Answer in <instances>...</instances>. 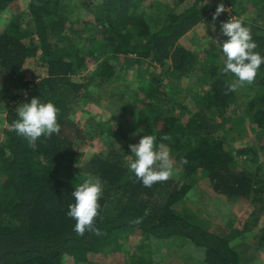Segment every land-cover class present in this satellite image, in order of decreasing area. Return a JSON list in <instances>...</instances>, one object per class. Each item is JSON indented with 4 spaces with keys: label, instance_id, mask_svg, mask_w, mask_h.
Wrapping results in <instances>:
<instances>
[{
    "label": "trees",
    "instance_id": "obj_1",
    "mask_svg": "<svg viewBox=\"0 0 264 264\" xmlns=\"http://www.w3.org/2000/svg\"><path fill=\"white\" fill-rule=\"evenodd\" d=\"M19 1L0 0V14ZM26 1L29 21L14 15L0 30L5 122L0 140V264H66L67 258L73 264H100L96 259L102 258L106 248L135 234L149 242L188 241L203 252L199 264H241L230 243L236 232L223 237L211 232L210 222L190 209L185 198L199 180L207 178L215 192L261 205L254 219L258 222L264 211V160H260L261 151L264 154V64L252 82L228 91L235 77L222 71L219 45L209 42L202 57L181 44L190 31L205 24L206 0H162L147 10L142 9L144 0H82L81 8L92 13L93 21L83 19L82 13L74 16L71 10L65 14L66 0ZM216 2L242 19L256 44L253 51L264 57V0ZM212 9L215 12L216 6ZM226 19L225 12L212 19L218 32ZM225 39L222 36L220 43ZM30 60L38 61L46 75L26 79L24 68ZM147 62L159 66L161 75L178 83L194 81L196 89L203 91L194 93L192 84L184 102L172 103L159 81L142 80L139 89L144 103L135 105L138 101L123 93L128 87L114 84V78L118 65L127 72ZM93 63L97 67L89 73ZM94 83L113 101V117L101 121L108 116L101 112L100 120L94 121L97 129L82 132L70 113L77 107L85 111L84 107L98 106L90 98ZM33 97L54 103L60 128L51 136L39 137L31 148L12 123L19 103ZM128 113L142 131L124 128L117 120ZM246 121L253 125L260 148L234 145L233 137L243 136ZM112 122H117L116 128ZM149 134L155 143L168 146L172 172L181 173L183 181L170 175L145 187L129 171L124 160L131 154L128 145ZM164 136L170 139L162 140ZM75 138L98 139L106 146L103 154L76 173L77 147L83 144ZM181 159L186 162L180 164ZM240 162L253 166L251 177L237 168ZM88 177L102 183L93 220L99 234L86 230L78 235L73 230L75 220L66 215L67 206L73 202V188ZM258 242L264 248V227ZM137 262L149 264L143 259Z\"/></svg>",
    "mask_w": 264,
    "mask_h": 264
},
{
    "label": "rangeland",
    "instance_id": "obj_2",
    "mask_svg": "<svg viewBox=\"0 0 264 264\" xmlns=\"http://www.w3.org/2000/svg\"><path fill=\"white\" fill-rule=\"evenodd\" d=\"M162 0H144L142 3V9L147 10L148 6L152 3H161ZM217 0H208V14L206 15L205 24H200L190 31L182 40L181 44L189 47L194 52L200 54V56H205L207 49L209 48V42L220 43L222 35L218 32V28L215 25V30H213V22L210 18L214 13L212 7H217ZM224 2V0H223ZM82 0H66L65 3V14L67 11L74 12V16L83 15V19L88 21H93V16L86 7L80 6ZM80 8V9H79ZM228 18L235 16L237 17L230 7H225ZM90 13V14H89ZM14 15L19 16L20 21L28 22L29 14L27 9V1L21 0L18 3L9 7L7 11L0 14V30L6 25L11 17ZM249 17H253L249 14ZM71 19V18H70ZM77 40V39H76ZM78 42V40H77ZM84 44V43H83ZM122 65H118L119 74L114 78V84L122 85V87H128L123 92L125 97L131 100H137L135 105H140V102L144 103V96L141 92V81H159L162 88L164 87L172 103L174 102H184V97H186L189 92V87L194 85V81L188 82L187 80H182L179 83L172 77L166 74H160L161 69L154 63L147 62L142 68L131 69L127 72L121 69ZM97 67L96 64L89 66L88 72H93ZM24 73L26 79H30L32 76L43 77L46 75L45 69L41 67L40 63L36 60H30L27 62L24 68ZM97 84V83H96ZM93 90H91L90 98L97 101L95 103L98 106L90 105L84 107L85 111H81L80 108H76L77 111L71 112L70 117L75 119L77 124V129L80 131H93L97 127L94 126V121L98 122L100 120L99 115L101 112L107 114L108 116H103L101 121L109 119L110 116L113 117V111L110 101L106 97L105 92L101 87H97L95 83L92 85ZM196 89L194 85L193 88ZM203 91V90H200ZM4 99L2 98V92L0 91V140L2 138V130L5 126L4 114H2ZM103 108L105 111H103ZM88 113H87V111ZM116 112V111H115ZM118 114V113H117ZM129 114V113H128ZM238 114V112H237ZM95 118V120L90 121L89 119ZM124 128H134L143 130V127H138L133 121L134 116L132 114L123 116L117 119ZM117 121V122H118ZM95 122V123H96ZM112 124L116 128V123ZM229 127V126H228ZM245 130L243 131V136L235 135L236 137L235 146L237 148L246 146H256L260 148L259 137L252 131L253 125L250 122L244 123ZM133 138V133L130 134ZM89 140V141H87ZM132 140V139H131ZM77 143L80 145L77 147V157L75 160L79 162L74 163L73 171L76 173L85 166L94 156L103 154L105 152L106 146L104 142L102 143L98 139L92 140L83 138L82 141L75 138ZM264 141V139H263ZM79 145V144H78ZM107 151V150H106ZM134 157L129 154L124 160L129 163ZM172 160V158L170 157ZM260 160H264V154L261 151ZM247 162L238 163V169L247 172L249 177L254 174L253 166ZM256 168V166H255ZM77 170V171H75ZM171 176L175 179L183 181L184 177L181 173L172 172ZM187 206L199 213V215L210 222L208 225L209 230L219 236L230 235L233 231L236 232V237L230 241L232 248L240 256L241 264H264V248L259 247L258 235L262 227H264V211L261 212V216L258 222L255 223L254 219L259 215V207L261 205L254 206L250 200L237 199V201L229 199L228 196L220 194L211 188L208 179H202L201 181L193 186L191 191L186 196ZM235 201V202H234ZM264 208V202L262 203ZM247 228L249 229L247 231ZM148 262L149 264H199L203 260V252L198 250L194 245L190 244L188 241L182 239H171L167 241L159 242H149L142 239L139 234H135L127 240H120L116 245L110 246L105 249L102 258H97L96 261L100 260V264H140L139 260ZM66 264H73L71 259L66 260ZM147 264V263H144Z\"/></svg>",
    "mask_w": 264,
    "mask_h": 264
},
{
    "label": "clouds",
    "instance_id": "obj_3",
    "mask_svg": "<svg viewBox=\"0 0 264 264\" xmlns=\"http://www.w3.org/2000/svg\"><path fill=\"white\" fill-rule=\"evenodd\" d=\"M208 3L206 0L205 4ZM223 3L217 5L212 15L213 21L225 12ZM215 30V24H213ZM220 34L227 39L218 43L223 56L224 73H231L235 82L228 85V91H234L237 85L250 83L256 76L257 70L264 64V57L253 49L256 44L251 39L248 27L243 25L242 19L232 16L220 22ZM58 109L52 101L44 102L40 98L33 97L30 101L21 102L16 108V119L12 128L18 136L23 137L28 146L34 148L39 137L51 136L59 132L57 122ZM162 140L170 139L168 136ZM156 138L152 135H143L139 141L129 144L131 155L134 157L128 163V169L145 187L153 183L164 181L171 175L174 164L170 159L168 146L162 142L155 143ZM183 159L180 164L185 163ZM102 193V183L97 177H88L76 184L71 192L72 203L68 204L66 215L75 224L73 230L82 235L86 230H98L93 226V220L97 216L98 199Z\"/></svg>",
    "mask_w": 264,
    "mask_h": 264
},
{
    "label": "built area",
    "instance_id": "obj_4",
    "mask_svg": "<svg viewBox=\"0 0 264 264\" xmlns=\"http://www.w3.org/2000/svg\"><path fill=\"white\" fill-rule=\"evenodd\" d=\"M225 13L227 14L226 10H225Z\"/></svg>",
    "mask_w": 264,
    "mask_h": 264
}]
</instances>
